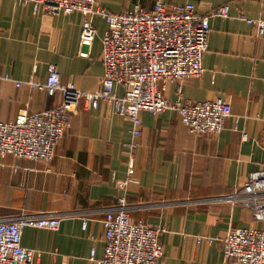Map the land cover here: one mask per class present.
Masks as SVG:
<instances>
[{"label":"crops","instance_id":"crops-1","mask_svg":"<svg viewBox=\"0 0 264 264\" xmlns=\"http://www.w3.org/2000/svg\"><path fill=\"white\" fill-rule=\"evenodd\" d=\"M167 7L193 4L210 15L229 6V18L212 16L205 73L180 87L168 83L165 97L193 102L226 100L232 110L220 134L195 135L175 111L143 113L142 132L132 136L131 122L101 103L93 110L81 100L70 113L71 126L55 148L51 164L7 156L0 159V220L58 215V230L25 228L23 246L38 257L34 264H91L104 255L106 213L126 198L133 221L163 230L162 264H228L220 240L231 229H264L252 212L224 198L242 188L264 161V33L237 19L264 21V0H96L109 13L156 2ZM79 13L34 15L17 0H0V122H15L22 111L39 113L61 103L26 85L45 82L57 66L63 84L85 92L100 89L104 76L101 39L107 24L93 23V43L80 39ZM243 135L247 140H243ZM134 142L136 147H126ZM133 159L131 175L130 160ZM18 170H14L15 168ZM50 170V173L48 172ZM130 179L126 191L116 182ZM86 221V229L83 227ZM203 238L201 244L196 239Z\"/></svg>","mask_w":264,"mask_h":264},{"label":"built area","instance_id":"built-area-1","mask_svg":"<svg viewBox=\"0 0 264 264\" xmlns=\"http://www.w3.org/2000/svg\"><path fill=\"white\" fill-rule=\"evenodd\" d=\"M34 15L41 11L54 16L79 13L83 16L80 39L93 43L99 18L107 24L101 39V62L104 76L98 91L85 92L74 84H63L57 66L48 68L45 82L29 81V88L49 96L61 95L62 103L39 113L22 111L15 122H0V159L7 156L33 162L51 163L54 150L71 126L70 113L84 100L93 110L106 103L115 114L131 122L132 136L140 137L143 113L160 115L175 111L180 123L190 133L201 136L220 134L232 116L230 104L223 98L213 101L185 100L181 93L175 102L165 97L168 83L178 87L186 80L200 79L205 73L203 56L208 50L212 16L229 18V6L210 15L197 13L193 4L167 7L156 2L152 10L140 8L118 14L109 13L96 5V0H17ZM237 19L264 33V21H253L244 14ZM1 82H13L8 75H0ZM16 87L24 83L13 82ZM243 140L247 136L243 135ZM134 149L136 144L126 145ZM264 152V148H263ZM133 159L129 164L131 175ZM15 171L18 170L16 167ZM50 173V170H48ZM130 179L116 182L126 191ZM232 204L249 209L256 222H264V162L251 172L247 183L224 198ZM104 255L96 258L91 251V264H162L165 257L161 236L163 230L150 227L144 221H133L125 197L117 199L103 221ZM58 215L22 217L0 220V264H34L35 253L23 246L25 228L58 230ZM87 223L83 227L86 229ZM203 242L202 237L196 239ZM222 255L228 264H264V229L235 228L223 239Z\"/></svg>","mask_w":264,"mask_h":264},{"label":"rangeland","instance_id":"rangeland-1","mask_svg":"<svg viewBox=\"0 0 264 264\" xmlns=\"http://www.w3.org/2000/svg\"><path fill=\"white\" fill-rule=\"evenodd\" d=\"M96 5H97V3H96ZM60 96H61V95H60ZM61 98H62V96H61ZM188 101H189V100H188ZM169 102H170V101H169ZM61 103H62V99H61ZM61 103H60V104H61ZM60 104H59V105H60ZM59 105H58V106H59ZM58 106H57V107H58ZM184 128H185V127H184ZM55 148H56V147H55ZM54 151H55V150H54ZM54 156H55V152H54ZM263 162H264V161H263ZM263 162H262V163H263ZM51 163H52V162H51ZM51 163H49V164H51ZM262 163H261V164H262ZM46 164H48V163H46ZM261 164H260V165H261ZM260 165H259V166H260ZM247 181H248V179H247ZM246 183H247V182H246ZM232 193H233V192H232ZM232 193H231V194H232ZM229 195H230V194H229ZM45 215H47V214H45ZM40 216H44V215H40Z\"/></svg>","mask_w":264,"mask_h":264}]
</instances>
